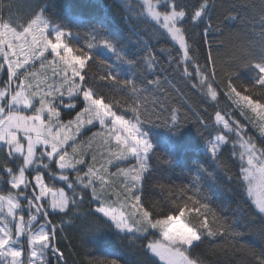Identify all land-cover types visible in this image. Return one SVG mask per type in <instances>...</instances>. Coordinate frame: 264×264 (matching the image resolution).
<instances>
[{
    "label": "snow or ice",
    "instance_id": "1",
    "mask_svg": "<svg viewBox=\"0 0 264 264\" xmlns=\"http://www.w3.org/2000/svg\"><path fill=\"white\" fill-rule=\"evenodd\" d=\"M120 3L139 49L136 55L127 52L119 33L103 23L87 27L89 22L70 13L67 23H57L39 0H31L23 22L0 16V72L4 75L0 79V152L5 153L0 162V264H50L49 254H56L58 261L63 259L53 241L58 231H64L65 223L78 218L86 200L96 202L90 211L100 222L97 230L114 228L122 240L146 241L144 252L158 258L160 264H204L193 252L206 238L244 235L237 231L239 219L229 222L222 210L210 206L211 196L202 182L205 178L216 181L214 170L198 168L191 186L179 189L181 198L172 199L163 215L143 201L150 154H155L144 126H161L153 120L159 121L162 112H167L163 126L173 135L180 127V109L169 105L168 95H155L167 92V81L145 75L156 72L155 45L171 41V46L159 47V54L203 98L219 103L215 60L207 40L213 24L204 26L203 42L208 50L203 64L200 45L194 46L191 39L205 18L210 20L212 0ZM259 17L261 30L254 33L256 39L241 45L246 54L241 66L251 69V78L247 84L238 83V74L230 73L223 95L257 129L260 143L240 120L217 110L214 126H222V130L205 150L222 170L224 152L237 157V186L264 218V0ZM227 19L237 21L238 16ZM80 28H84L85 44L80 42ZM65 116L69 118L65 120ZM199 123L208 128L206 120L200 118ZM96 127L99 130L86 144L78 139ZM94 141L101 160L93 153L89 162L84 149L91 148ZM178 159L173 153L161 162L173 165ZM122 162L128 164L121 166ZM113 166L115 171H110ZM45 174L51 181L63 182L67 190L46 184ZM225 175L233 179L227 172ZM4 185L8 186L6 194H2ZM52 215L61 216L59 225L52 222ZM242 250L257 264H264V249ZM89 264L121 261L111 258Z\"/></svg>",
    "mask_w": 264,
    "mask_h": 264
},
{
    "label": "trees",
    "instance_id": "2",
    "mask_svg": "<svg viewBox=\"0 0 264 264\" xmlns=\"http://www.w3.org/2000/svg\"><path fill=\"white\" fill-rule=\"evenodd\" d=\"M39 2L47 5L49 17L57 23H67L69 13L89 22L87 27L103 23L110 31L119 33L127 52L132 55L139 52L131 28L125 22L126 13L120 0H39ZM190 2L196 3V0H190ZM29 3L31 0H0V16L4 19L11 18L13 21L23 22L29 15ZM212 3L213 7L209 13L210 20L206 17L204 24L194 30L197 35H192L191 39L194 41V46L200 45V61L203 64L208 50V45L203 42V30L205 24L209 22L213 24V30L207 36V40L211 42L215 60V87L219 94L218 104L203 98L196 89L191 88V83L183 78L174 66L169 65L166 56L159 54V47L161 45L171 46V41L166 44L161 42V45H155L153 42L154 50L158 55V65L155 73L145 75L148 79L159 77L162 82L167 81L164 84L167 92H156L155 95L158 97L168 95L169 105L180 109V127L178 133L173 135L163 126L168 116L167 112H162L159 121L153 120V123L161 126L153 127L152 124L144 126L155 145V154H150L152 156L149 160L151 171L145 174L147 179L143 185V201L152 207L154 212L163 215L171 206L172 199L181 198L182 194L179 189L182 186H191V178L196 175L198 168L214 170L218 179L213 181L205 178L202 182L211 196L210 206L218 212L222 210V214L229 218V222L239 219L241 222L237 231L243 232L244 235L235 239L227 236L206 238L195 248L193 256H198L204 264H257V261L242 249L249 247L257 251L264 249V218L237 186L239 161L237 157L230 155V152H224L221 157L224 166L222 170L217 168L205 148L208 141L214 140L217 132L221 131L214 126L217 110H220L222 115L227 111L232 119L240 120L248 130V134L256 137L258 144L260 143L257 129H254L244 117L240 116L239 111L223 95V92L230 73L238 74V83L247 84L251 78V69L241 66L246 55L241 45L256 39L254 33L261 30L259 22L261 0H212ZM229 15H237V21L227 19ZM70 27L74 32L77 31L75 26L70 25ZM79 31L80 42L85 44L84 28H80ZM137 31L140 29L138 28ZM256 51L259 50L256 49ZM212 67L211 64L208 65L210 74ZM47 71L51 74V69ZM3 78L4 75L1 72L0 79ZM233 79L236 80L237 77L233 76ZM176 89H179V92ZM156 110L161 112L159 107ZM68 118L64 117L65 120ZM200 118L208 122V128L199 123ZM97 128H90L78 139L82 138L86 144ZM98 149L99 145L94 141L91 148L84 149L87 153L85 159L91 162V155L97 153V160H101ZM228 149H231V144L228 145ZM173 153L179 157L176 164L167 165L161 162V159ZM4 159L5 153L0 152V162ZM127 164L128 162H122L121 166ZM0 167H3L2 163ZM109 170L115 171V167H110ZM225 172L233 179L228 180ZM45 183L66 189L63 182L51 181L46 174ZM4 189L5 192L2 194H6L8 186L4 185ZM112 199L115 200V197L113 196ZM96 206V202L89 203L86 200L80 209L78 218H75L71 224L65 223L63 232H57L53 244L59 252L63 253L64 258L58 261L54 254H49L50 264H89V261H103L111 258H119L121 264H160L158 258L144 252L142 245L146 241L122 240L117 236L114 228L97 230L100 222L90 211ZM50 219L54 224L59 225L61 216L52 215ZM192 219L195 222L194 215Z\"/></svg>",
    "mask_w": 264,
    "mask_h": 264
},
{
    "label": "rangeland",
    "instance_id": "3",
    "mask_svg": "<svg viewBox=\"0 0 264 264\" xmlns=\"http://www.w3.org/2000/svg\"><path fill=\"white\" fill-rule=\"evenodd\" d=\"M6 67V66H5ZM1 73V72H0ZM220 130H222V126H217ZM99 129L97 128V130L96 131H98ZM95 130H94V132H96ZM38 191V190H37ZM26 219H27V217H26ZM122 235V234H121ZM25 249H26V245H25ZM26 254V253H25ZM55 255V254H54ZM23 258V257H22Z\"/></svg>",
    "mask_w": 264,
    "mask_h": 264
}]
</instances>
